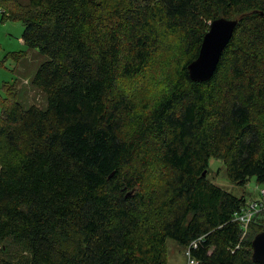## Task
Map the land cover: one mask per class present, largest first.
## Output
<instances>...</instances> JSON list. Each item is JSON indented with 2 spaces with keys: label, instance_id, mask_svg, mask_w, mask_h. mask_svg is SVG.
Instances as JSON below:
<instances>
[{
  "label": "trees",
  "instance_id": "trees-1",
  "mask_svg": "<svg viewBox=\"0 0 264 264\" xmlns=\"http://www.w3.org/2000/svg\"><path fill=\"white\" fill-rule=\"evenodd\" d=\"M0 3L49 56L31 80L47 109L24 106L14 83L0 95V264H167L169 237L196 241L197 264H260L252 240L264 225L242 237L246 197L208 173L216 157L232 182L264 183V0ZM218 17L237 18L235 33L212 78L192 80ZM171 35L187 58L155 104L139 105L120 84Z\"/></svg>",
  "mask_w": 264,
  "mask_h": 264
},
{
  "label": "rangeland",
  "instance_id": "rangeland-1",
  "mask_svg": "<svg viewBox=\"0 0 264 264\" xmlns=\"http://www.w3.org/2000/svg\"><path fill=\"white\" fill-rule=\"evenodd\" d=\"M20 1L26 3L29 0ZM12 4L14 5V2ZM24 29L25 26L21 20L10 17L3 19L0 13V95L4 96L6 84L14 83L19 92V100L24 106L37 104L42 109H47V93L34 87L31 80L41 64L49 60V56L39 48H31L23 43ZM20 51L25 52L20 59L9 56L12 52ZM156 51L142 74L132 79H125L120 84L123 93L131 95L139 105L155 104L166 86L167 70L175 67L179 62H184L187 58L185 50L175 35L167 36ZM161 172L159 168H153L150 171L148 183L153 188L157 186ZM208 177L235 195L245 196L247 200L257 197L259 186L264 185V183H258L254 176L245 185L232 182L229 180L226 164L216 157L210 159ZM166 252L167 264H189L188 248L179 240L169 237Z\"/></svg>",
  "mask_w": 264,
  "mask_h": 264
},
{
  "label": "water",
  "instance_id": "water-1",
  "mask_svg": "<svg viewBox=\"0 0 264 264\" xmlns=\"http://www.w3.org/2000/svg\"><path fill=\"white\" fill-rule=\"evenodd\" d=\"M239 20L237 18L218 17L210 22L204 35L197 58L188 64L190 78L195 81H207L214 75L223 51L233 37ZM206 171L203 173L206 175ZM252 259L264 264V230L252 240Z\"/></svg>",
  "mask_w": 264,
  "mask_h": 264
},
{
  "label": "built area",
  "instance_id": "built-area-1",
  "mask_svg": "<svg viewBox=\"0 0 264 264\" xmlns=\"http://www.w3.org/2000/svg\"><path fill=\"white\" fill-rule=\"evenodd\" d=\"M0 13L3 16L7 14L6 8L2 6L1 3ZM234 220L240 222L241 224L243 235L242 237H244L249 232L250 226L253 222L264 225V185L259 186L257 197L251 200H247L242 208L235 212ZM191 246L197 247V242L194 241L189 247H187L189 264H197V260L191 257Z\"/></svg>",
  "mask_w": 264,
  "mask_h": 264
}]
</instances>
